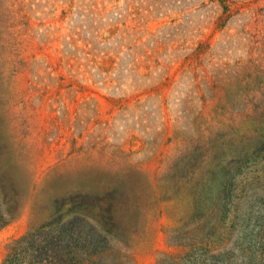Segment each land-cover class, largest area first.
Returning <instances> with one entry per match:
<instances>
[{
    "label": "rangeland",
    "instance_id": "obj_1",
    "mask_svg": "<svg viewBox=\"0 0 264 264\" xmlns=\"http://www.w3.org/2000/svg\"><path fill=\"white\" fill-rule=\"evenodd\" d=\"M2 222L264 264V0H0Z\"/></svg>",
    "mask_w": 264,
    "mask_h": 264
},
{
    "label": "trees",
    "instance_id": "obj_2",
    "mask_svg": "<svg viewBox=\"0 0 264 264\" xmlns=\"http://www.w3.org/2000/svg\"><path fill=\"white\" fill-rule=\"evenodd\" d=\"M7 224L0 223V229ZM66 227L22 238L10 247L4 264H104L99 243L68 235Z\"/></svg>",
    "mask_w": 264,
    "mask_h": 264
}]
</instances>
